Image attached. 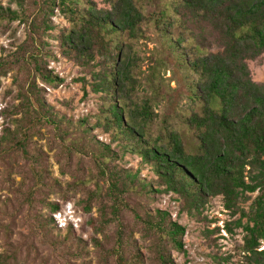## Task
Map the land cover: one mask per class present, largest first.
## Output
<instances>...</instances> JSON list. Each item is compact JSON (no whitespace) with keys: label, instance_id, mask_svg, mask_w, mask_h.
Masks as SVG:
<instances>
[{"label":"trees","instance_id":"obj_1","mask_svg":"<svg viewBox=\"0 0 264 264\" xmlns=\"http://www.w3.org/2000/svg\"><path fill=\"white\" fill-rule=\"evenodd\" d=\"M9 1L22 10L26 2ZM105 2L107 7L93 0H32L35 14L27 20L25 40L10 58H0V77L18 63L28 72L19 97L25 117L10 118L0 133V190H10L15 199L24 194L31 206L32 191L49 177L40 157L30 150L40 125L57 127L63 121L36 83L62 82L44 61V37L53 28L50 17L57 9L68 23L56 36L59 52L92 69L90 91L100 98L94 122L82 118L77 126L85 141L83 150L108 186L102 188L97 178L86 177L79 162L71 172L62 170L70 180L60 195L65 200V193H80L77 205L83 212L96 208L88 223L97 264H145L136 234L145 241L152 264H176L170 249L187 253L185 227L168 211L149 208L153 193L174 194L182 213L207 223L212 220L204 210L210 199L220 196L229 215H238L222 229L228 234L242 230L240 263L264 264V82L253 81L248 68V61L264 53V0ZM4 19L22 21L24 15L0 7V20ZM145 61L149 64L143 70ZM83 91L86 96L85 84ZM94 128L108 134L110 143L92 136ZM65 146L68 155L73 154L76 144ZM119 150L138 157L157 188L142 179L138 169L112 165ZM88 181L94 182L92 189ZM254 192L258 195L244 209L241 204ZM11 194L1 202H12ZM44 201L42 209L49 214H34L36 222L30 223L29 232L33 235L37 228L44 239L83 260L88 255L86 242L70 228L67 236L57 238L51 214L59 211L58 202ZM214 232L220 228L206 233L211 237ZM231 257L214 259L220 264ZM3 259L13 257L0 255V264H10Z\"/></svg>","mask_w":264,"mask_h":264},{"label":"rangeland","instance_id":"obj_2","mask_svg":"<svg viewBox=\"0 0 264 264\" xmlns=\"http://www.w3.org/2000/svg\"><path fill=\"white\" fill-rule=\"evenodd\" d=\"M93 1L98 6H108L105 0ZM0 7L10 8V10L24 15V20L22 21L7 22L6 19L0 20V58L7 59L25 40L29 30L27 20L30 21L35 14V7L32 0H26L23 10L16 3L9 0H0ZM50 18L53 28L48 30L44 37L47 42L46 50L48 51L44 61L46 62V67L53 74L59 76L62 82L56 86H46L37 79L36 83L40 88H43V98L47 105L51 107L53 113L63 118V121H60L62 123L58 124L57 127H54L51 123L40 125L37 136L33 138L32 147L34 148L30 151L40 157L44 166H46V172L49 177H46L41 185L35 187L32 191V205L28 206L26 204L24 194L17 196L15 199L9 193L10 190H0V255L3 257L12 256V260L3 259L6 263L10 262V264H69L68 262L97 264L98 259L93 253L90 240L93 230L88 223L92 216H96V208L91 213L83 212L77 205V201L81 198L80 193L76 195L65 193L67 195L65 200L60 195L63 194V189L61 188H64L65 191L66 184L70 180L68 175L62 173V170L66 168L71 172V170H75L80 165L79 162L82 164L81 168H84L86 177L97 178L96 180L99 181V186L102 188H107L108 186L107 181L100 179L98 176L97 169L89 158L90 155L88 156L86 151L83 150L85 141L80 138L77 126L78 121L82 118H87L90 123L94 122L100 98L99 95L90 91L89 82L92 81V69L77 65L75 62L63 57L59 52L56 36L61 29L68 26L67 21L57 9L54 10ZM151 47L152 44L149 43L148 48ZM148 64L147 61L144 62L143 70L146 69ZM11 66V70H8L4 76L0 77V133L5 126H8L10 118L25 117L24 100L19 97L21 96L23 81L28 74L27 68L19 65V63ZM248 68L253 81L264 82V53L259 58L248 61ZM169 75L170 73L166 74V76ZM84 84L88 92L86 96L83 95ZM171 86H174L173 82ZM14 111H18V113L12 116ZM9 112H12L10 116ZM91 135L101 142L110 143V136L103 133L100 129L94 128L91 131ZM62 137L67 140L63 142ZM71 142L76 144V148L72 150L73 154L68 155L65 145L71 144ZM116 144L117 141L113 142L111 148H114ZM65 156L70 157L65 159ZM81 156H83V159H80ZM19 162V164L23 163L22 160H19ZM111 164L118 166L121 170L129 169L135 171L138 169L140 177L147 183L152 184L153 188H157L149 168L141 166L138 157L129 153H121V150H119ZM68 165L71 167H68ZM24 171L28 170L25 169ZM13 176L16 182L20 180L18 175ZM87 183L89 188L92 189L91 186H94V182L88 181ZM8 194H11L14 200L10 203L1 202L4 196ZM257 195V192L249 194V201L241 204V206L247 209L250 202ZM134 197L136 196L134 195ZM152 197V201L148 203L151 210H166L172 220H177L180 225L185 227V234L182 240L187 253L184 255L174 249L168 251L176 264H218L214 256L224 258L228 254L232 255L230 260H220V264H241L239 246L242 244V230L237 228L233 234H228L222 229L225 221H232L238 215L234 217L229 215L222 205L220 196L210 199L207 208L204 210L208 220H212L211 223L198 221L186 213H182L180 211V202L172 193H153ZM45 198L50 202L56 201L59 205V211L51 214L57 226L55 236L57 238L67 236L68 231H70L68 228H70L77 238H81L86 242L88 255L83 260L72 257L58 243L53 245L44 239L37 228H34L36 232L33 235L29 232L30 223L35 225L34 223L36 222L35 219L32 220L34 214L38 212L45 215L49 214L48 209H42V203ZM20 205H22V210ZM12 208L17 210L12 212ZM126 216L127 221L130 222V215L126 213ZM216 227L220 228V232L209 234L211 237H208L207 230H214ZM135 237L136 242L140 245L142 254L146 258L145 264H152L151 257L153 256H150L145 249V241L141 240L138 234Z\"/></svg>","mask_w":264,"mask_h":264}]
</instances>
